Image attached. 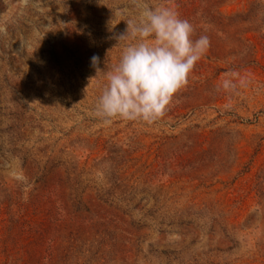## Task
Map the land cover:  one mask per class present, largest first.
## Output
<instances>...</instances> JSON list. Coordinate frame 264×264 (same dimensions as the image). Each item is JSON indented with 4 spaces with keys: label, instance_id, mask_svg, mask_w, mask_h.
Instances as JSON below:
<instances>
[{
    "label": "rangeland",
    "instance_id": "obj_1",
    "mask_svg": "<svg viewBox=\"0 0 264 264\" xmlns=\"http://www.w3.org/2000/svg\"><path fill=\"white\" fill-rule=\"evenodd\" d=\"M138 2L0 0V264H49L22 226L40 180L81 231L55 264H264V0H142L210 45L161 119L105 125Z\"/></svg>",
    "mask_w": 264,
    "mask_h": 264
},
{
    "label": "clouds",
    "instance_id": "obj_2",
    "mask_svg": "<svg viewBox=\"0 0 264 264\" xmlns=\"http://www.w3.org/2000/svg\"><path fill=\"white\" fill-rule=\"evenodd\" d=\"M137 8L138 19L128 20L126 31L118 36L126 43L119 62L106 73L96 102L95 115L105 125L117 118L147 124L161 119L210 45L206 35L193 38L194 26L176 8L153 7L142 0ZM98 63L93 56V66ZM222 87L236 85L225 80Z\"/></svg>",
    "mask_w": 264,
    "mask_h": 264
},
{
    "label": "trees",
    "instance_id": "obj_3",
    "mask_svg": "<svg viewBox=\"0 0 264 264\" xmlns=\"http://www.w3.org/2000/svg\"><path fill=\"white\" fill-rule=\"evenodd\" d=\"M40 181L38 187L35 188V193L31 195L30 199H28L29 205H25L24 202L21 203L23 216L22 226L24 225L25 230L27 223H29L30 229L38 232V240L41 242L45 241V235H49L52 241V251L50 254L52 257L49 258V264H55L61 248H55V245L59 243L63 244V241L66 242L69 238L73 239L76 235L78 236V239H80L81 231L79 229L71 228L64 219L57 216L58 214L54 210L57 191H51L49 189L51 185L46 180ZM42 186H45L46 190H44ZM64 187L65 185L63 183V188ZM66 213L69 214V221L72 220L77 223L81 221V212L75 215L67 210ZM63 230H65V235L63 234Z\"/></svg>",
    "mask_w": 264,
    "mask_h": 264
}]
</instances>
